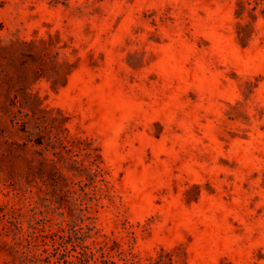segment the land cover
Here are the masks:
<instances>
[{
    "label": "rangeland",
    "instance_id": "rangeland-1",
    "mask_svg": "<svg viewBox=\"0 0 264 264\" xmlns=\"http://www.w3.org/2000/svg\"><path fill=\"white\" fill-rule=\"evenodd\" d=\"M264 264V0H0V264Z\"/></svg>",
    "mask_w": 264,
    "mask_h": 264
},
{
    "label": "trees",
    "instance_id": "trees-1",
    "mask_svg": "<svg viewBox=\"0 0 264 264\" xmlns=\"http://www.w3.org/2000/svg\"><path fill=\"white\" fill-rule=\"evenodd\" d=\"M81 258H80V263L79 264H87L89 262V255L86 251H84L82 254H81ZM97 264V263H96Z\"/></svg>",
    "mask_w": 264,
    "mask_h": 264
}]
</instances>
